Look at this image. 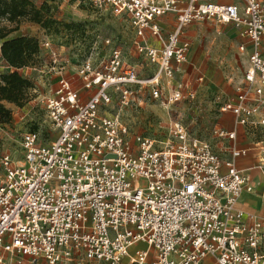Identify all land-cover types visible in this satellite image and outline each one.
Returning <instances> with one entry per match:
<instances>
[{
  "label": "built area",
  "instance_id": "built-area-1",
  "mask_svg": "<svg viewBox=\"0 0 264 264\" xmlns=\"http://www.w3.org/2000/svg\"><path fill=\"white\" fill-rule=\"evenodd\" d=\"M84 1L130 18L134 50L150 72L140 74L117 48L98 64L83 58L71 71L51 42L39 41L56 76L44 104L55 136L43 144L27 131L22 163L0 159V264H264V219L237 207L252 186L236 166L250 149L235 145V129L214 130L231 143L222 160L179 120L165 140H130L119 115L108 112L115 93L120 107L141 91L167 105L194 99L202 75L194 88L171 84L190 50L185 27L208 19L231 24L242 39L237 50L247 54L242 80L219 111L264 134V1ZM169 13L175 21L163 36L160 18ZM11 69L0 57V70ZM250 148L264 190V139Z\"/></svg>",
  "mask_w": 264,
  "mask_h": 264
},
{
  "label": "rangeland",
  "instance_id": "rangeland-1",
  "mask_svg": "<svg viewBox=\"0 0 264 264\" xmlns=\"http://www.w3.org/2000/svg\"><path fill=\"white\" fill-rule=\"evenodd\" d=\"M32 1L37 7H43L47 24H38L28 19L12 23L3 20L0 25L16 27L6 38L27 34L39 41L51 42L53 48L69 59L71 71L83 58L90 57L98 64L112 48H117L125 61L136 65L140 74L150 72L147 62L134 50L135 29L127 15H115L108 9L97 8L84 0ZM161 33L164 36L166 30ZM182 38L188 41L190 50L182 71L174 75L171 85L181 83L194 88L196 77L202 75L197 94L192 100L183 99L167 105L160 99L151 98L147 91H141L138 98L127 107L118 106V96L113 94L108 112L119 115L128 129L129 139L144 136L165 140L170 122L179 120L186 126L191 138L207 141L222 159L228 158L231 143L217 138L214 134L216 128L227 131L235 129L238 139H244V145L248 138L246 133L252 141L263 140L264 134L260 129L247 132L236 126L228 113L219 111L218 102L225 94L233 95L235 84L242 80L247 69V62L236 50L240 43L237 30L231 24L222 25L203 19L187 25ZM105 39H109V43H105ZM48 62V51L41 48L34 61L19 70L30 83L27 99L22 106L1 103L9 115L0 113V159L8 155L15 164L22 163L21 140L27 131L36 132L43 144L54 139L44 109L45 99L51 95L56 80L55 74L46 68ZM75 86L80 87L77 83ZM168 91L166 88L165 92ZM139 247L145 248L144 245Z\"/></svg>",
  "mask_w": 264,
  "mask_h": 264
},
{
  "label": "trees",
  "instance_id": "trees-1",
  "mask_svg": "<svg viewBox=\"0 0 264 264\" xmlns=\"http://www.w3.org/2000/svg\"><path fill=\"white\" fill-rule=\"evenodd\" d=\"M28 19L38 24H47L43 7H37L32 0H0V22H18ZM16 27L0 25V57L12 67L0 71V113L9 115L2 102L22 106L27 99L30 83L18 69L31 64L41 49L39 40L27 34L6 38Z\"/></svg>",
  "mask_w": 264,
  "mask_h": 264
},
{
  "label": "crops",
  "instance_id": "crops-1",
  "mask_svg": "<svg viewBox=\"0 0 264 264\" xmlns=\"http://www.w3.org/2000/svg\"><path fill=\"white\" fill-rule=\"evenodd\" d=\"M231 2H237L236 0H230ZM160 21L162 22V30H166V33L172 28L174 21H175V15L172 13H169L167 15H164L163 17L160 18ZM224 25V24H222ZM171 27V28H170ZM187 27V26H186ZM185 27V28H186ZM238 37H239V32H238ZM240 43H242V39H240ZM237 45V47H238ZM236 47V50H237ZM262 55L264 56V38L261 40V46H260ZM237 52L244 58V60L247 62V54L246 53H240L239 50ZM232 96V95H231ZM227 94L224 95V97H231ZM256 130V129H255ZM247 132H250L248 130H245ZM245 131H242L245 132ZM254 131V130H252ZM241 133V135H242ZM247 137L246 138V145L243 144L244 139L239 140L238 137L236 138L235 145L240 148H247L250 149L245 157L239 158L236 161V166L239 170L244 171L250 178V184H251V191L250 192H243L238 199L237 202V207L240 208L241 210H244L246 212H254L256 213L259 218L264 219V190H263V177L259 173L258 170L254 168L255 164L257 163V153L254 151L253 148H250L253 146V144L257 141H252L251 136L246 133ZM243 136H241L242 138ZM247 139H249L247 141ZM229 142V141H228ZM230 147V146H229ZM222 159V158H221ZM224 160V159H222ZM207 262H213L212 259L207 260Z\"/></svg>",
  "mask_w": 264,
  "mask_h": 264
}]
</instances>
